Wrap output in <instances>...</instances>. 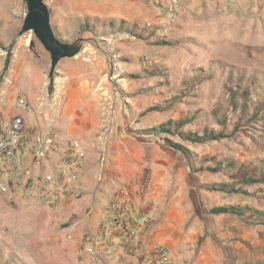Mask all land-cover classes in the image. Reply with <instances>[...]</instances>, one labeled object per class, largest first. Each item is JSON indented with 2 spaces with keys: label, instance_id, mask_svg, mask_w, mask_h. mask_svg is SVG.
Listing matches in <instances>:
<instances>
[{
  "label": "rangeland",
  "instance_id": "rangeland-1",
  "mask_svg": "<svg viewBox=\"0 0 264 264\" xmlns=\"http://www.w3.org/2000/svg\"><path fill=\"white\" fill-rule=\"evenodd\" d=\"M46 2L57 37L82 45L52 77L50 53L20 33L27 0H0V131L25 94L39 170L19 164L0 192V264H157L159 251L264 264V0ZM63 85L80 113L101 115L96 166L119 187H85L78 135L62 159L74 172L41 171ZM207 131L223 137L191 140Z\"/></svg>",
  "mask_w": 264,
  "mask_h": 264
},
{
  "label": "crops",
  "instance_id": "crops-1",
  "mask_svg": "<svg viewBox=\"0 0 264 264\" xmlns=\"http://www.w3.org/2000/svg\"><path fill=\"white\" fill-rule=\"evenodd\" d=\"M75 97L73 91H69L68 85L56 88L53 99L55 103L59 105L56 106V116L55 119H53V125L51 126L52 129L50 131L53 132V135H56V138L53 136L54 143L58 145L55 150L50 152L49 159L43 163L41 171L44 173H50L51 171L59 173L64 167L65 172H74L73 168H71L72 165H67L62 159L64 153L68 149V141H70L72 136L78 135L83 142L87 156L83 165L76 168L75 171L78 172L79 178L85 187L91 188L93 186L92 183L96 184L95 187H99L100 189L104 187H119L118 180L121 179L120 174L116 173L112 175L109 170L103 176L98 174L96 161L98 156L97 151L100 144L97 133L101 126V115H96V112L93 114L87 112L85 114L80 113L81 109H78L72 103L73 98ZM98 111L99 110H97V113ZM24 117L25 121L28 119L29 123L33 122L28 114H25ZM32 125L26 124L24 132L25 138L29 144L36 141V133L30 134L28 131L29 128L33 127ZM20 169H23V171L27 172L30 176H35L39 173V170H36L35 164H33L30 152H26L22 158Z\"/></svg>",
  "mask_w": 264,
  "mask_h": 264
},
{
  "label": "built area",
  "instance_id": "built-area-1",
  "mask_svg": "<svg viewBox=\"0 0 264 264\" xmlns=\"http://www.w3.org/2000/svg\"><path fill=\"white\" fill-rule=\"evenodd\" d=\"M14 115L4 124L0 131V192L8 191L9 174L16 171L22 158L33 146L25 138V114L33 111L28 98L20 95L16 99ZM72 161L80 163L84 157L79 141L73 140ZM157 264H172V259L165 251L158 252Z\"/></svg>",
  "mask_w": 264,
  "mask_h": 264
},
{
  "label": "water",
  "instance_id": "water-1",
  "mask_svg": "<svg viewBox=\"0 0 264 264\" xmlns=\"http://www.w3.org/2000/svg\"><path fill=\"white\" fill-rule=\"evenodd\" d=\"M28 8L25 14L20 33L33 31L51 56L49 76L54 75L59 62L64 58L76 56L82 49L80 42L61 41L51 23V10L46 0H27Z\"/></svg>",
  "mask_w": 264,
  "mask_h": 264
},
{
  "label": "trees",
  "instance_id": "trees-1",
  "mask_svg": "<svg viewBox=\"0 0 264 264\" xmlns=\"http://www.w3.org/2000/svg\"><path fill=\"white\" fill-rule=\"evenodd\" d=\"M53 29H54V31L56 30V27L55 26H53ZM56 32V31H55ZM61 41H64V42H67V41H65V40H63V39H61V38H59ZM33 44V42L31 43V45ZM10 62H11V55H10V53L8 52V56H7V58H6V61H5V69L7 70L8 68H9V66H10ZM53 83V78H51L50 79V85ZM242 109L243 110H246V105H245V103H242ZM165 127V126H164ZM163 129V127L161 128H155V129H153L152 131H156V130H162ZM193 138H191V140L193 141V142H203V141H206L207 139H218V138H220V137H223V134H219V135H215L214 134V132H206L204 135H202V136H200V135H198V134H194L193 136H192ZM176 147L178 148V150H182L185 154H187V152H186V149H184L182 146H180V145H176ZM248 181H252L251 179H249ZM228 211H230V212H236V211H238L237 210V208H223V207H219V208H215V209H213V212L214 213H226V212H228Z\"/></svg>",
  "mask_w": 264,
  "mask_h": 264
}]
</instances>
